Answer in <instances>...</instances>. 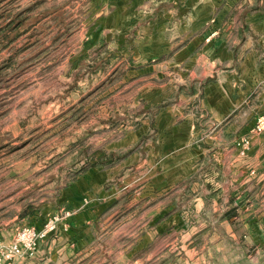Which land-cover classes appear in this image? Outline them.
<instances>
[{"label":"rangeland","instance_id":"obj_1","mask_svg":"<svg viewBox=\"0 0 264 264\" xmlns=\"http://www.w3.org/2000/svg\"><path fill=\"white\" fill-rule=\"evenodd\" d=\"M99 3L0 0L1 230L12 229L13 242L54 226L21 259L36 258L51 238L68 244L63 264H264V190L256 182L233 186L231 208L218 210L193 197L210 186L185 192L191 171L203 179V156L215 165L219 152L237 151L234 159L247 161L264 115L236 138L215 134L204 117L192 123L202 104L184 86L186 70L138 51L152 43L142 39L148 30L137 32L148 5L131 10L123 43L95 44L88 39ZM211 141L229 145L203 154ZM170 175L176 209H148L147 183L157 176L164 190ZM70 209L95 212L79 225Z\"/></svg>","mask_w":264,"mask_h":264},{"label":"crops","instance_id":"obj_2","mask_svg":"<svg viewBox=\"0 0 264 264\" xmlns=\"http://www.w3.org/2000/svg\"><path fill=\"white\" fill-rule=\"evenodd\" d=\"M91 1L93 5L100 2L88 39L95 44L102 39L123 43L133 30L131 10L146 4L151 7L146 6L148 23L137 32L139 34L143 28L148 30L143 31L142 39H152V43L138 51L147 58L153 56L154 62L168 60L171 68L183 66L188 79L184 86L190 88L189 94L198 97L202 104L201 113L191 117L192 123H198L204 117L215 126V134L236 138L248 134L256 119L264 115V0ZM199 128L197 134L204 130ZM194 129L193 125L192 133ZM203 145L202 153L206 154L208 150L224 151L229 144L211 141ZM194 148L200 149L199 146ZM232 150L236 151V148L233 146ZM249 153L248 160L243 161L234 159V154L241 157L237 151L229 158L219 152L215 165L210 164L211 157L203 156L202 163L209 167L198 182L194 180V171L187 175L189 186L185 192L193 195L195 188L210 186L212 193L204 191L193 197L203 199L207 206L216 205L218 210L225 209L227 203L231 208V191L236 184L242 186L244 182H256L257 188L264 190V134L254 141ZM211 166L215 168L211 169ZM250 170L257 172L252 178H249ZM158 178L155 176L147 183L150 192L146 193L148 188L145 189L144 198L147 195L148 201L152 199L148 209H176L177 187L172 183L177 179L173 180L170 175L166 181L169 184L163 190ZM166 190L170 192L163 198L162 192ZM211 194L219 203L214 198L209 199ZM70 210L76 212L73 221L79 225L89 223V217L95 212L94 209ZM13 236L12 229L0 228V247L11 243ZM64 242L51 238L43 241L36 258H24L15 264H63L68 245Z\"/></svg>","mask_w":264,"mask_h":264},{"label":"built area","instance_id":"obj_3","mask_svg":"<svg viewBox=\"0 0 264 264\" xmlns=\"http://www.w3.org/2000/svg\"><path fill=\"white\" fill-rule=\"evenodd\" d=\"M263 130L264 117L258 119L255 132L260 133ZM53 229L54 226H50L44 231L25 230L18 233L12 243L0 247V264H14L23 257L32 256L38 247L39 241L45 239L48 231Z\"/></svg>","mask_w":264,"mask_h":264}]
</instances>
